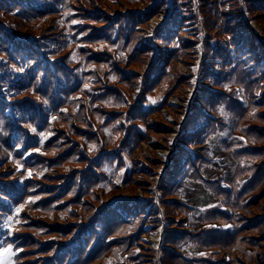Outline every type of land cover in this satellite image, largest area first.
<instances>
[{
	"label": "rangeland",
	"instance_id": "374dc122",
	"mask_svg": "<svg viewBox=\"0 0 264 264\" xmlns=\"http://www.w3.org/2000/svg\"><path fill=\"white\" fill-rule=\"evenodd\" d=\"M55 2L57 10L53 22L58 26L63 40V49L54 56L55 62L63 66L62 55L68 58L69 67L65 65V72L70 74L69 81L74 92L66 95L59 107L43 101L49 107L48 122L43 123L42 131L31 129L35 132V138L39 139L38 144L28 146L21 155L11 150L9 162L0 167V180L14 187L27 180L31 183V189L40 184L61 183L64 176H56L57 172L67 173L69 178L78 174L82 176L93 161L104 157L98 169V181L91 186L93 189L88 188L92 200L90 195L82 197L84 206L75 204L74 200L66 202L65 208L51 206L54 202L66 200L65 196L53 198L47 209L38 208L35 201L42 196L37 195V192H29L9 214L0 218L3 220L0 264H38L42 259L39 258V245L47 241L56 245L68 236L66 233H51L49 225L72 223L77 234L83 226L93 228L91 221L94 213L101 206L116 200L143 202L146 205L145 218L133 226H123L122 232L119 228L115 229L118 232L111 239L114 238L120 244L109 247L86 264H163L162 232L174 227L179 228L181 232L177 234L183 236L177 241L178 248L170 250L174 254L172 261L176 264H264V226L259 229L250 226L255 216L264 219V191L261 190L264 184L259 187L252 179L255 164H259L261 159L250 154L252 146H261L264 153V139L259 143L251 134H247L253 124L256 130L260 127L264 129V119H257L258 108L252 102L255 90L245 88L234 75L223 87L229 97L228 102H234L233 106L237 105L240 111L229 110L225 101L218 103L219 113L213 119L219 125L205 140L206 145L202 148L206 152L201 166L194 170L195 177L187 178L178 194L165 197L171 200L166 203L173 207L176 219H180L179 227L171 220L174 214L160 202L162 196L157 189L158 180L181 132V120L187 114L201 84V59L206 41L212 35L204 24L197 4L190 8L182 27L184 38L181 39L190 40L188 53L173 62L175 71L183 79L172 85L169 75H165L161 83L155 86V91L145 94L141 92L140 86L143 85L139 76L134 80L136 85L124 81L123 76L125 73L142 75L149 72L150 66L147 63L138 67L132 65L134 58L130 52L131 45L124 39L122 27L113 28L109 39L87 36L91 25H101L89 11L104 7L110 13L118 10L142 14L153 4L160 3L157 13L150 16L145 24L137 23L134 27L145 29L142 41L153 46L154 54L155 45L151 40L153 33L168 18L174 0ZM234 4L235 0L231 4L225 2L221 8L227 12ZM234 14L236 20L250 31L255 46L264 50V16L248 15L241 4ZM99 15L106 16V13L99 11ZM50 18L52 16L28 21L34 29L29 37L45 39L42 35L45 28L51 25ZM0 26L3 27L1 23ZM23 64L26 67L30 65L28 62ZM98 68L104 74L97 71ZM77 81L78 86H74ZM100 91H103L104 106L96 101ZM30 92L25 97L33 103L34 100L29 98ZM141 96L144 101L140 99ZM132 104L151 105L144 121L165 129L157 132L144 122L145 127L141 126V129L149 138L140 140L138 146L129 150L130 146L123 144L128 128L123 115ZM96 105L100 107V113H91ZM101 107L119 111L117 115H121V127H117L116 122L107 121L100 111ZM207 116L212 118L211 114ZM58 144L65 148L62 154L66 161H63L62 168L50 171L49 168L32 166L31 158L46 160L57 155L60 152V148H56ZM47 172L55 176L47 178ZM131 177L136 179L137 184L129 185ZM77 191L75 184L71 192V196L75 195L74 199L78 195ZM128 234H131L129 238ZM26 236L36 244L24 246L22 242L15 243ZM139 253H143V257Z\"/></svg>",
	"mask_w": 264,
	"mask_h": 264
},
{
	"label": "trees",
	"instance_id": "16d2710c",
	"mask_svg": "<svg viewBox=\"0 0 264 264\" xmlns=\"http://www.w3.org/2000/svg\"><path fill=\"white\" fill-rule=\"evenodd\" d=\"M231 1L233 0H197V2L195 0H174L168 18L153 33L151 40L155 45L154 54H152L153 46L147 41H142L145 29L140 26L134 27L137 23L145 24L150 16L157 13L160 3L153 4L148 11L142 14L118 10L110 13L104 7L97 10L95 7V10L89 11L92 12L94 20L101 25H91L87 36L109 39L113 28L122 27L124 39L128 45H131L130 52L134 58L132 65L138 67L142 63H147L150 66L149 72L142 75L125 73L123 76L124 81H130L134 85L137 84L134 81L136 76H139L141 85H143L140 89L145 94L155 91V86L161 83L165 75H169L172 85L183 79L175 71L173 62L188 53L190 40L181 38H184L182 27L191 7L197 4L205 26L212 33L206 41L201 59V84L193 96L187 114L181 120V132L175 140L169 161L162 170L157 184V189L162 196L160 202L174 214L171 220L176 227H179L180 219H176L175 212L172 211L173 207L166 203L171 200L165 197L178 194L185 180L190 176L195 177L194 170L201 166L203 154L206 152L202 148L206 145L205 140L219 125L213 119L219 113L218 103L225 101L226 108L240 111L237 105L233 106L234 102H228L229 97L223 87L225 83L232 80L233 75L245 88L251 87L255 90L252 102L258 108L257 119H264V50L255 46L250 31L236 20L234 14L241 4L248 15L262 17L264 16V0H235L230 10L224 11L221 5L225 2L231 4ZM102 5L108 6L107 3ZM56 10L55 0H0V23L3 25V27L0 26V123L2 124L0 167L9 162L11 150L21 155L28 146L38 144L39 139L35 138V132L31 129L42 131L43 123L48 122L49 107H46L43 101L59 107L64 103L65 96L74 92L73 85L69 81L70 74L65 72V69L69 67L68 58L65 54L62 55L63 64L67 67L55 62L54 56L63 49L60 30L53 22ZM99 11L106 13V16L99 15ZM45 16H52L49 19L51 25L45 28V33L42 35L45 39L30 38V33L34 29L27 22ZM25 62L30 65L26 67L23 64ZM97 71L104 74L100 68ZM74 86H78V81ZM104 90L107 91L106 88ZM29 92L31 95L29 98L34 100L33 103L25 97V94ZM97 94H99L97 103H102L104 106L103 91ZM140 99L145 100L143 96ZM99 108L97 105L94 106L91 113L93 111L100 113ZM150 110L151 105L149 104L144 106L132 104L123 115V120L128 122L126 141L123 144L130 146L129 150L138 146L140 140L149 138V135L144 133V129H141V126L145 127V123L157 132L165 129L144 121V117ZM100 111L104 113L107 121L116 122V126L121 127V115H117L119 111L106 110L104 107H101ZM207 114H211L212 118ZM90 116L92 117V114ZM253 127L256 125H251L247 134H251L261 143L264 139V129L260 127L261 129L256 130ZM63 147L58 144L56 148H60V152L57 155L46 160L39 157L31 158L30 163L32 166L49 168L50 171L58 170L62 168L63 161H66L62 154L65 151ZM251 148L250 154L261 159L259 164H255L256 169L252 174L253 182L260 187L264 184V164L260 165L264 161L262 159L263 148L261 146ZM103 157L100 156L97 161H93L90 169L87 168L82 176L78 174L69 178L67 173L57 172L56 176L64 177L61 183L53 180L55 181L53 185L40 184L31 189V183L27 180L17 187L0 180V218L9 214L12 208L20 203L24 195L29 192H37V195L42 196L35 201L38 208L47 209L53 198L65 196H67L66 200L54 202L51 206L65 208L67 206L65 203L73 200L75 204L84 206L83 196L90 195L92 200V193L88 188H92L91 186L98 181L97 174L100 172L98 169H100ZM45 176L52 178L55 175L47 172ZM75 184L78 190L76 199H74L75 195L71 196ZM135 184H137L136 179L131 177L129 185ZM261 190L264 191V185ZM188 199L191 200L189 197ZM145 214L146 205L143 202L116 200L109 205L101 206L94 213L91 221L93 228L83 226L77 234L71 226L72 223L49 225L48 229L51 233L59 235L66 233L68 236L63 237V242L56 245L51 241L39 245L38 249L41 254L39 258L42 259L38 264H86L108 250L109 247L120 244L114 238L111 239L113 234L118 232L115 229L119 228L122 232L123 226L127 224L133 226L137 221L143 220ZM2 222L3 220H0V239ZM251 222L253 223L250 225L251 228L259 229L262 225L264 226V219L259 216L252 218ZM178 232L181 230L175 227L163 230L161 263L176 264L172 261L174 254L170 250L178 248L177 241L183 238L177 234ZM130 236L131 234L127 235L128 238ZM18 242H22L24 246L36 244L27 236L15 243ZM123 244L121 242V246ZM137 244L142 246L139 242ZM142 249L146 250L145 247ZM139 256L143 257V253H139Z\"/></svg>",
	"mask_w": 264,
	"mask_h": 264
}]
</instances>
